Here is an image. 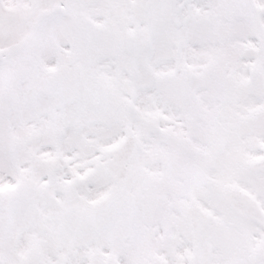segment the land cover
<instances>
[{
  "label": "snow or ice",
  "instance_id": "snow-or-ice-1",
  "mask_svg": "<svg viewBox=\"0 0 264 264\" xmlns=\"http://www.w3.org/2000/svg\"><path fill=\"white\" fill-rule=\"evenodd\" d=\"M0 264H264V0H0Z\"/></svg>",
  "mask_w": 264,
  "mask_h": 264
}]
</instances>
